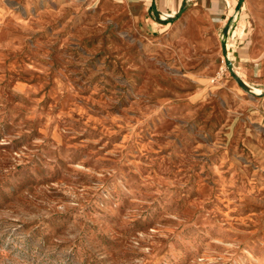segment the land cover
Returning <instances> with one entry per match:
<instances>
[{
    "label": "rangeland",
    "instance_id": "1",
    "mask_svg": "<svg viewBox=\"0 0 264 264\" xmlns=\"http://www.w3.org/2000/svg\"><path fill=\"white\" fill-rule=\"evenodd\" d=\"M100 3L0 0V264H264V95Z\"/></svg>",
    "mask_w": 264,
    "mask_h": 264
},
{
    "label": "crops",
    "instance_id": "2",
    "mask_svg": "<svg viewBox=\"0 0 264 264\" xmlns=\"http://www.w3.org/2000/svg\"><path fill=\"white\" fill-rule=\"evenodd\" d=\"M100 5L117 11L128 30L151 38L168 57L200 65L199 73H217L228 58L234 73L254 84L251 92L264 95V33L246 0H101Z\"/></svg>",
    "mask_w": 264,
    "mask_h": 264
},
{
    "label": "water",
    "instance_id": "3",
    "mask_svg": "<svg viewBox=\"0 0 264 264\" xmlns=\"http://www.w3.org/2000/svg\"><path fill=\"white\" fill-rule=\"evenodd\" d=\"M226 62H227V66H228L229 71L231 72V74L235 75L234 71H233L232 63L228 60V58L226 59Z\"/></svg>",
    "mask_w": 264,
    "mask_h": 264
},
{
    "label": "built area",
    "instance_id": "4",
    "mask_svg": "<svg viewBox=\"0 0 264 264\" xmlns=\"http://www.w3.org/2000/svg\"><path fill=\"white\" fill-rule=\"evenodd\" d=\"M223 64H224V66H225V69L227 68V62H226V60H223ZM223 69H224V67H223ZM225 71H222L221 73H224Z\"/></svg>",
    "mask_w": 264,
    "mask_h": 264
}]
</instances>
